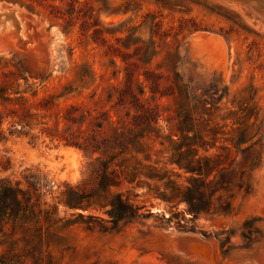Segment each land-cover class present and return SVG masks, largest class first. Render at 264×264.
<instances>
[{"label":"rangeland","instance_id":"rangeland-1","mask_svg":"<svg viewBox=\"0 0 264 264\" xmlns=\"http://www.w3.org/2000/svg\"><path fill=\"white\" fill-rule=\"evenodd\" d=\"M22 1L33 10L0 0L24 25L0 32V87L27 98L0 93V157L11 165L0 178L33 168L53 185L50 201L68 185L85 198L59 204L40 242L32 230L16 245L0 234L4 264H204L164 247L173 228L211 238L217 264H263L264 18L246 0ZM21 105L32 130L16 122ZM193 178L212 200L199 216L171 198ZM116 192L148 216L113 226L105 204Z\"/></svg>","mask_w":264,"mask_h":264},{"label":"trees","instance_id":"trees-1","mask_svg":"<svg viewBox=\"0 0 264 264\" xmlns=\"http://www.w3.org/2000/svg\"><path fill=\"white\" fill-rule=\"evenodd\" d=\"M14 3H19L21 6L26 5L29 10H33L32 3H24L22 0H7ZM42 4L40 0H31ZM173 64V61H172ZM177 84H179V90L186 97L188 96L187 87L183 83L181 76L176 72ZM11 86V85H8ZM10 87H0L1 98L4 101H15L19 104L25 103L27 98L24 95H18L10 97L8 91ZM14 90V89H12ZM14 94H19V91H12ZM22 112L17 111L18 121L17 124L21 128L33 129V123L29 120L31 113H29L23 105ZM19 109V110H20ZM4 117H0V141L7 138L5 130L2 125ZM14 125V124H12ZM46 131H42L45 133ZM14 133L10 130V134ZM20 134H28L24 131H20ZM52 140L55 139L53 135L47 133ZM63 140V139H60ZM66 145L76 144L80 146L85 152L89 153L90 148L80 143V141H71L64 139ZM95 150V149H94ZM95 152V151H94ZM92 152V153H94ZM103 173L99 178V189L104 192L110 191V186L116 184L113 176L107 174L105 171L109 166V160L101 159ZM11 168L10 161L8 158L0 157V169L8 170ZM192 168V167H189ZM194 171L195 169H190ZM227 173L222 174V180H226ZM230 182V181H223ZM214 183V182H213ZM209 184L203 179L193 178L192 184L185 187L183 190L175 189L172 193L171 198H178L179 201H185L187 204V210L194 216H199L201 213H208L212 207L211 194H209L206 188ZM53 185L47 181L37 170L33 168H27L23 173V179H17L15 181L8 177L0 178V234L1 236L12 235L11 244L16 245L20 238H23L27 242V231H35L36 243L41 241L39 232L43 223H47L49 226H54L58 221L61 220L59 216V204H64L68 208H84L82 203L84 201V195L80 192L78 186L74 187L68 185L66 189L60 191L59 195L54 196L53 200L50 201L46 196L53 194ZM170 200V199H168ZM105 206H109L106 209V213L109 215L108 221L117 225L121 221H133L142 219L148 216L149 213H145L143 208L144 205H139L131 201L130 197H124L122 192H116L111 194L108 198ZM8 228V231H5ZM18 232L22 233V236H15ZM34 238H31L33 240ZM2 239L0 238V243ZM0 256V264H4L5 261Z\"/></svg>","mask_w":264,"mask_h":264},{"label":"water","instance_id":"water-1","mask_svg":"<svg viewBox=\"0 0 264 264\" xmlns=\"http://www.w3.org/2000/svg\"><path fill=\"white\" fill-rule=\"evenodd\" d=\"M19 8L16 6H8L2 8L0 5V26L10 22L13 27H17L19 31L22 29L23 19L19 17ZM211 238L203 236L201 233L190 230H178V233H172L170 230L166 234L163 241L164 247L174 252H185L189 255H197L198 250L210 251L211 250ZM177 250L179 252H177Z\"/></svg>","mask_w":264,"mask_h":264},{"label":"bare ground","instance_id":"bare-ground-1","mask_svg":"<svg viewBox=\"0 0 264 264\" xmlns=\"http://www.w3.org/2000/svg\"><path fill=\"white\" fill-rule=\"evenodd\" d=\"M242 1H244V0H242ZM246 1L250 4V5L249 4L248 5L251 6L254 9L253 11L258 12L260 14V16L264 18V0H246ZM0 5H1L2 8H7L8 7L7 5H2L1 3H0ZM19 15H20V13H19ZM6 30H9V32H12L14 30V27H13V25L10 22H7L6 24H3L2 26H0V32L1 33L5 32ZM21 32H24V25L22 26ZM170 231L172 233H178V230L174 229V228L170 229ZM210 245H211V250L210 251L198 250L199 253L197 255H189V254H187L185 252H180L179 254H180V256L182 258H185V259H188V260H202V261H204V264H217L215 259H214V257H213L214 244H213L212 241L210 242ZM172 251H175V249L172 248ZM177 252H179V251L177 250ZM246 259H248V258H246ZM240 260H242V259H240ZM245 263H247V264H259L257 261H255L253 259H249L248 261L245 260V262L242 263V264H245Z\"/></svg>","mask_w":264,"mask_h":264}]
</instances>
